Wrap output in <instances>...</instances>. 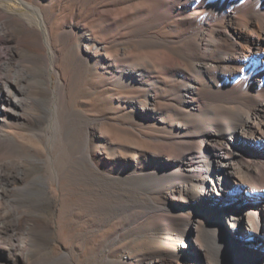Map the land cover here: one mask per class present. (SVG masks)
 Here are the masks:
<instances>
[{
    "label": "bare ground",
    "instance_id": "bare-ground-1",
    "mask_svg": "<svg viewBox=\"0 0 264 264\" xmlns=\"http://www.w3.org/2000/svg\"><path fill=\"white\" fill-rule=\"evenodd\" d=\"M19 2L53 51L45 8ZM73 15L81 22L70 24L91 35L86 49L103 51L101 65L145 93L123 100L141 112L148 132L159 133L148 138L154 151L119 159L123 171L137 169L134 188L152 191L139 211L157 217L153 229L171 232V247L139 255L137 262L264 264V0H93ZM11 32L0 23V140H9L6 120L26 113L32 100ZM109 40L148 41L150 47L140 57L135 45L112 53ZM12 176L0 164V264L14 263L21 238L34 247L51 229L8 199ZM5 239L12 241L7 255L1 252Z\"/></svg>",
    "mask_w": 264,
    "mask_h": 264
},
{
    "label": "rangeland",
    "instance_id": "rangeland-1",
    "mask_svg": "<svg viewBox=\"0 0 264 264\" xmlns=\"http://www.w3.org/2000/svg\"><path fill=\"white\" fill-rule=\"evenodd\" d=\"M13 1L0 0V23L5 22L17 40L32 100L26 113L6 120L2 130L9 140H0V164L14 176L8 199L52 230L41 233L34 247L24 246L28 240L21 238L12 264H143L137 262L139 255H160L161 249L172 246L169 231L153 229L157 217L138 208L142 201H152V191L134 188L136 168H118L121 157L139 158L154 151L148 138L159 133L148 132L141 112L123 100L145 93L131 80L115 79L112 70L101 65L103 51L92 45L91 51L86 49L91 35L70 24L73 19L81 22L82 17L73 14L77 9L83 13L93 0H31L45 8L53 51L42 27L24 16L29 10ZM4 4L12 10L7 13ZM108 43L112 53L135 45L137 57L150 47L148 41ZM51 61L61 72L64 88ZM20 172L24 175L18 177ZM254 237L259 244L260 234ZM11 247L12 241L5 239L1 252L7 255Z\"/></svg>",
    "mask_w": 264,
    "mask_h": 264
}]
</instances>
